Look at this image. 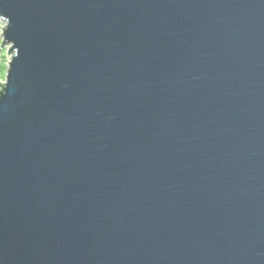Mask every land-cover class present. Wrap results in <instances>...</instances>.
<instances>
[{
	"label": "water",
	"instance_id": "1",
	"mask_svg": "<svg viewBox=\"0 0 264 264\" xmlns=\"http://www.w3.org/2000/svg\"><path fill=\"white\" fill-rule=\"evenodd\" d=\"M0 264H264V0H0Z\"/></svg>",
	"mask_w": 264,
	"mask_h": 264
},
{
	"label": "flooded vegetation",
	"instance_id": "2",
	"mask_svg": "<svg viewBox=\"0 0 264 264\" xmlns=\"http://www.w3.org/2000/svg\"><path fill=\"white\" fill-rule=\"evenodd\" d=\"M0 83H3V82H0Z\"/></svg>",
	"mask_w": 264,
	"mask_h": 264
}]
</instances>
